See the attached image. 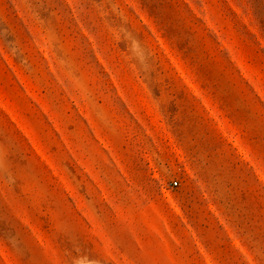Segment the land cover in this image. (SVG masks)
<instances>
[{"label":"rangeland","instance_id":"1","mask_svg":"<svg viewBox=\"0 0 264 264\" xmlns=\"http://www.w3.org/2000/svg\"><path fill=\"white\" fill-rule=\"evenodd\" d=\"M0 264H264V0H0Z\"/></svg>","mask_w":264,"mask_h":264},{"label":"built area","instance_id":"2","mask_svg":"<svg viewBox=\"0 0 264 264\" xmlns=\"http://www.w3.org/2000/svg\"><path fill=\"white\" fill-rule=\"evenodd\" d=\"M172 185L176 186V185H177V183H176V182H173V183H172Z\"/></svg>","mask_w":264,"mask_h":264}]
</instances>
